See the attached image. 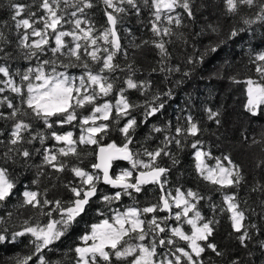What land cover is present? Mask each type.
Here are the masks:
<instances>
[{"label": "snow or ice", "instance_id": "snow-or-ice-1", "mask_svg": "<svg viewBox=\"0 0 264 264\" xmlns=\"http://www.w3.org/2000/svg\"><path fill=\"white\" fill-rule=\"evenodd\" d=\"M221 3L225 16L238 19L243 27L233 25L224 38L187 56L192 67L184 77L228 40L254 32L253 25L264 27V0ZM8 7L10 20L0 17V209L4 210L0 246L25 238L31 246L11 264H53L47 252L97 203L95 212L101 219L90 224L70 249L71 264H215L214 258L224 264H264V228L252 220L255 216L264 221V179L249 183L246 169L231 155H214L202 138L206 129L190 111L183 122L177 118L175 124L152 126L146 139L157 133L163 137L156 147H137V129L161 113L173 97V89L153 91L151 80L137 77V55L145 48L155 49L159 60L152 73L181 72L179 65L168 66L169 46L188 43L190 37L180 29L188 27L186 19L196 21L202 5L197 0H9ZM98 7L105 18L99 26L93 14ZM145 13L144 26L152 37L138 41L132 27L125 25ZM207 30L219 34L220 26L208 24ZM122 32L127 44L122 43ZM249 64L254 76L230 79L246 85L244 108L258 117L264 115V50L252 49ZM130 90L144 95V102H132ZM204 111L209 121L221 125L219 110ZM65 125L78 128L79 135L57 130ZM113 131L121 143H105ZM50 140L55 143L48 144ZM252 143L264 152V131ZM185 150L191 151L198 177L222 194L221 204L193 188L170 187L169 177ZM93 156L95 162L84 167L85 159ZM165 158L170 166H163ZM118 162L129 166L114 171ZM17 166L20 171L35 170L30 182L35 188L25 185L17 192ZM255 167L264 172V156ZM64 173L73 179L64 183ZM42 181L47 186L41 188ZM149 186L159 195L155 202L140 206L138 197ZM59 187L70 194L69 199L59 197ZM242 187L258 194L259 212L240 196ZM125 198L132 203L124 206ZM202 201L208 202L211 216L202 212ZM223 214L232 229L229 237L245 250L243 257L232 256L215 242L218 216ZM14 217L18 223H10Z\"/></svg>", "mask_w": 264, "mask_h": 264}, {"label": "trees", "instance_id": "trees-1", "mask_svg": "<svg viewBox=\"0 0 264 264\" xmlns=\"http://www.w3.org/2000/svg\"><path fill=\"white\" fill-rule=\"evenodd\" d=\"M9 0H0V17L4 20H10L11 9L8 7ZM31 3V0H25ZM197 3L202 5L196 12V21L189 22L185 20L187 28H182L180 31L185 32L189 36L187 44L181 41H176L169 46L172 57L168 62L169 67L179 65L181 72L163 73L151 72V68L156 66L159 60L158 52L155 49L145 48L142 54L137 55L138 71L137 77L139 79H149L152 82V90L157 92L167 91L169 88L173 89V97L168 99L164 110L156 116L149 119L148 124L141 125L137 129V147L141 145L154 148L159 144L163 137L157 133L151 139H146L149 136L151 128L155 126H164L168 121L176 123L177 118L183 122V116L191 112L195 119L199 120L202 126L206 129L203 139L212 146L213 154L220 155L221 153L231 155V157L240 163L246 169V178L249 183L254 178L264 179V172L255 167L258 158L264 156L259 145L253 144L252 139H260L261 131H264V115L253 117L244 108L246 103V85L243 83H234L230 77L236 76L240 80H244L249 75H255L254 67L249 64V53L252 49L264 50V27L259 24L253 25L254 32L242 33L240 38L235 41L228 40L227 43L222 44L218 52L206 56L203 63H198L194 66L192 74L184 77L183 72L188 71L192 66L186 63V57L195 55L197 50L203 49L217 41L224 38L230 27L239 24L238 19H233L225 16L221 0H197ZM247 11V10H245ZM94 19L97 25H103L105 18L102 8L93 10ZM147 24V13L141 18H132L125 26H131L137 40L150 39L152 33L144 25ZM208 24H219L220 33H212L207 30ZM204 29V34L192 37V33L200 32ZM124 37L122 43L127 44V34L121 33ZM195 45V48H193ZM23 66V65H21ZM177 81H183L177 84ZM129 99L136 103L142 104L144 102V95L135 90H130ZM205 107H211L213 110H219L221 113V125L217 126L213 121L207 119ZM87 114V112H85ZM7 127V125H5ZM58 131H75L79 135V129L72 126L65 125L62 129L58 127ZM247 137V139H245ZM115 140L118 144L121 143L122 138L119 133L113 131L110 138L105 139V143ZM48 144H53L55 141H48ZM39 147V144L36 145ZM83 147V146H82ZM95 146H91L89 151H93ZM181 163L173 169L169 180L170 187L182 186L183 188H193L200 191L204 195H211L212 201L216 204H221L222 194L212 189L210 185L198 177L193 168V158L190 150H185L180 154ZM39 163L40 157L35 158ZM95 162L94 156L88 157L84 161V167H88L89 163ZM163 166H170V161L165 158ZM214 163V161H209ZM129 165L127 162H118L114 171L120 168H126ZM33 170L20 171L19 166L16 168V175L18 178L17 192H22L25 185L35 188L30 182L35 178ZM64 183L72 180L71 173L62 174ZM47 181H42L40 187L47 186ZM105 191H111L107 186H103ZM59 197L69 199L70 194L67 193L62 187L57 188ZM240 196L247 199L249 205L260 211L257 206L259 203L258 194H249L247 187H242ZM175 194V193H173ZM159 195L158 190L149 186L145 189L144 193L138 197L140 206H145L150 202H155V198ZM19 197L13 198L8 205L11 210L12 205L17 202ZM51 198V194H50ZM124 206L130 205L132 201L128 198L124 199ZM99 203L93 206L77 224L73 230L57 241L52 251L47 252V256L53 261V264H71L72 253L70 249L78 244L80 235L86 231L90 224L98 222L99 217L95 208L99 207ZM201 210L205 216H211L208 202H201ZM4 214V210L0 209V215ZM163 215V213H162ZM220 224L215 236V242L224 250L231 253L232 256H245V250L240 248L234 238L229 237L232 231L227 214L219 215ZM254 223L259 224L264 228V221L258 217L253 216ZM10 223H18L16 217ZM188 230L187 226L186 229ZM261 238H264L262 233ZM31 251L28 239L25 238L22 242L15 245L0 246V264H11L13 257L18 255H25ZM208 255H211L209 253ZM215 264H224L220 259L214 258Z\"/></svg>", "mask_w": 264, "mask_h": 264}]
</instances>
